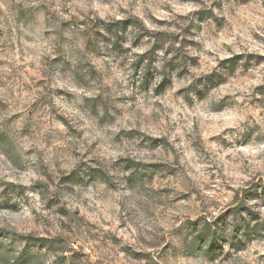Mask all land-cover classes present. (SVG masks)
Instances as JSON below:
<instances>
[{"label": "clouds", "instance_id": "1", "mask_svg": "<svg viewBox=\"0 0 264 264\" xmlns=\"http://www.w3.org/2000/svg\"><path fill=\"white\" fill-rule=\"evenodd\" d=\"M0 264H264V0H0Z\"/></svg>", "mask_w": 264, "mask_h": 264}]
</instances>
